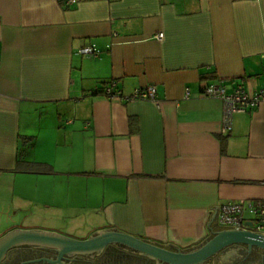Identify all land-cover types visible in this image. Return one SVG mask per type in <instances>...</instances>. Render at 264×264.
I'll return each instance as SVG.
<instances>
[{"label":"crops","instance_id":"0c3cea01","mask_svg":"<svg viewBox=\"0 0 264 264\" xmlns=\"http://www.w3.org/2000/svg\"><path fill=\"white\" fill-rule=\"evenodd\" d=\"M110 81L157 101L107 98ZM211 82L264 86V0H0V236L189 249L223 229L222 204L264 200V103L223 131Z\"/></svg>","mask_w":264,"mask_h":264},{"label":"water","instance_id":"95a60500","mask_svg":"<svg viewBox=\"0 0 264 264\" xmlns=\"http://www.w3.org/2000/svg\"><path fill=\"white\" fill-rule=\"evenodd\" d=\"M246 226L250 227L251 222L246 221ZM23 244L54 247L59 258L64 254L99 251L108 244H122L167 264H196L230 244H245L264 250V236L249 229L223 228L213 232L194 247H173L174 250H170L159 242L144 240L114 229L96 231L85 239H76L52 231L14 229L0 236V262L8 248Z\"/></svg>","mask_w":264,"mask_h":264},{"label":"built area","instance_id":"2783aa9c","mask_svg":"<svg viewBox=\"0 0 264 264\" xmlns=\"http://www.w3.org/2000/svg\"><path fill=\"white\" fill-rule=\"evenodd\" d=\"M74 2V0H69ZM162 38V33L157 35ZM80 54L95 57L99 50L93 46L81 47ZM100 92L107 98L123 97L131 101L134 99H147L156 102V89L154 85L144 88H136L128 96H122L121 92L115 88L113 81L101 87ZM205 95L218 98L223 104V131H227L231 126V118L234 113L249 111L264 103V86L257 92L249 93L241 85H237L228 93L221 82H211L204 87ZM188 90H185L184 97H187ZM246 214L250 218L246 217ZM217 221L224 229H249L250 231L264 236V200H241L237 202L225 203L219 206ZM246 221L251 222V226H246Z\"/></svg>","mask_w":264,"mask_h":264},{"label":"flooded vegetation","instance_id":"af4514ba","mask_svg":"<svg viewBox=\"0 0 264 264\" xmlns=\"http://www.w3.org/2000/svg\"><path fill=\"white\" fill-rule=\"evenodd\" d=\"M168 249L174 250L172 246ZM0 264H167L122 244H108L86 254L58 257L54 247L23 244L8 248ZM196 264H264V250L245 244H230Z\"/></svg>","mask_w":264,"mask_h":264},{"label":"trees","instance_id":"16d2710c","mask_svg":"<svg viewBox=\"0 0 264 264\" xmlns=\"http://www.w3.org/2000/svg\"><path fill=\"white\" fill-rule=\"evenodd\" d=\"M41 164L35 162L18 161L16 170L20 172H44Z\"/></svg>","mask_w":264,"mask_h":264},{"label":"rangeland","instance_id":"374dc122","mask_svg":"<svg viewBox=\"0 0 264 264\" xmlns=\"http://www.w3.org/2000/svg\"><path fill=\"white\" fill-rule=\"evenodd\" d=\"M22 149H23V147H22ZM26 224V223H25ZM89 237V236H88Z\"/></svg>","mask_w":264,"mask_h":264}]
</instances>
